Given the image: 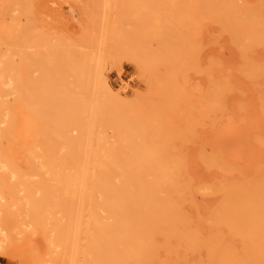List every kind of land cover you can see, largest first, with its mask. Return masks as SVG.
<instances>
[{
  "label": "bare ground",
  "instance_id": "obj_1",
  "mask_svg": "<svg viewBox=\"0 0 264 264\" xmlns=\"http://www.w3.org/2000/svg\"><path fill=\"white\" fill-rule=\"evenodd\" d=\"M103 4L105 49L9 32L0 52L8 223H50L66 264H178L180 248L264 264V0ZM205 14L226 30L217 44ZM104 53L134 66L129 96L111 90Z\"/></svg>",
  "mask_w": 264,
  "mask_h": 264
},
{
  "label": "rangeland",
  "instance_id": "obj_2",
  "mask_svg": "<svg viewBox=\"0 0 264 264\" xmlns=\"http://www.w3.org/2000/svg\"><path fill=\"white\" fill-rule=\"evenodd\" d=\"M104 7L103 0H0V52L6 50L9 32L13 36L22 32L44 36L47 40L81 52L102 47L105 49L104 44L96 45L97 32L93 31L99 26V21L106 11ZM114 11L115 8H110L107 16L110 20L116 18ZM206 15H202L200 35L209 45L217 44L226 30L223 29L221 21ZM104 54L106 76L111 90L113 93L129 96L132 88L122 92L121 85L122 79L126 80L134 74V66L124 61L121 72H118L112 64L111 55ZM189 87L195 88L196 85L191 83ZM12 97L13 95H9L4 98L11 100ZM0 144L4 146L6 141L3 139ZM5 170V167H0V186L5 184L4 181L8 178ZM204 194L202 196H215L208 192ZM12 203L13 199L9 193L6 192L0 197V264H33L34 261L39 263L41 256H44L42 264H66V248L63 243H58L59 246L54 247L53 251L49 248V236L53 234L50 232H53L49 227L50 223H25L17 228L8 223L7 218H10L11 211L14 210ZM55 216L58 219L63 218L62 213ZM13 219L16 220L14 216ZM29 238L35 240L29 244ZM16 249H20L19 252H16ZM182 253L180 248L178 255L173 258L178 264H200L204 255L200 252L196 257L192 252L183 256Z\"/></svg>",
  "mask_w": 264,
  "mask_h": 264
}]
</instances>
